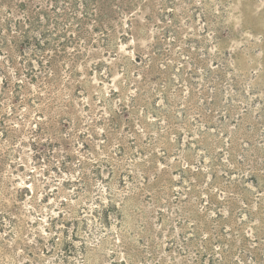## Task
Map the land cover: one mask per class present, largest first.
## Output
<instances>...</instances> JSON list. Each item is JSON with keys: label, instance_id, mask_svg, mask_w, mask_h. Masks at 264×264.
Listing matches in <instances>:
<instances>
[{"label": "rangeland", "instance_id": "rangeland-1", "mask_svg": "<svg viewBox=\"0 0 264 264\" xmlns=\"http://www.w3.org/2000/svg\"><path fill=\"white\" fill-rule=\"evenodd\" d=\"M86 1L0 0V264H264V0Z\"/></svg>", "mask_w": 264, "mask_h": 264}, {"label": "trees", "instance_id": "trees-1", "mask_svg": "<svg viewBox=\"0 0 264 264\" xmlns=\"http://www.w3.org/2000/svg\"><path fill=\"white\" fill-rule=\"evenodd\" d=\"M84 4H85V6H87V1L86 0H85ZM91 14L92 13H89V12L86 13V15H91ZM38 45H39V43H38Z\"/></svg>", "mask_w": 264, "mask_h": 264}]
</instances>
